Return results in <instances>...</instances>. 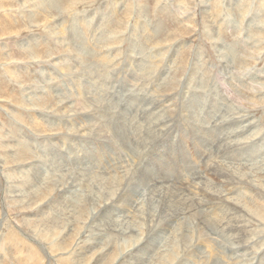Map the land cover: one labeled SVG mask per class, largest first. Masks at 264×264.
Instances as JSON below:
<instances>
[{"label": "rangeland", "instance_id": "1", "mask_svg": "<svg viewBox=\"0 0 264 264\" xmlns=\"http://www.w3.org/2000/svg\"><path fill=\"white\" fill-rule=\"evenodd\" d=\"M260 156L262 0H0V264H264Z\"/></svg>", "mask_w": 264, "mask_h": 264}, {"label": "clouds", "instance_id": "2", "mask_svg": "<svg viewBox=\"0 0 264 264\" xmlns=\"http://www.w3.org/2000/svg\"><path fill=\"white\" fill-rule=\"evenodd\" d=\"M262 3H264V0H262ZM193 122L195 124L201 126L202 128L208 129V130H210L212 132V135L210 136V140H211L212 146H209L208 148H206L204 153H206L208 150H212L213 152H216V153L219 154L218 151L214 150V146L217 145V144L219 145L220 149H224V148L235 146V145H229V144L225 143V140L220 135L221 133L218 134V135L215 134V128H213V127H205L202 124V122L197 121L195 119V117H194V121ZM172 123H173V118H170V119L166 120L164 122L163 128L157 127L154 130V133L148 137L147 144H145L144 142H140L139 147H141L143 149V151H142V154L139 155V160H140L139 169L144 165V163H145V161L147 159L148 153L153 148V145L156 143L157 140H159V139H161L162 137L165 136V134L171 128ZM124 129H125V117H124V128H123L124 139H123V141L117 139V141H118L117 146L119 148V152L121 153V155L124 154V151L133 152L134 153V149L137 146V141L135 139H133V140H131V142H129L127 136L125 135ZM260 157L264 158V156H260ZM256 158H252V159H256ZM195 166H196V161H195Z\"/></svg>", "mask_w": 264, "mask_h": 264}, {"label": "bare ground", "instance_id": "3", "mask_svg": "<svg viewBox=\"0 0 264 264\" xmlns=\"http://www.w3.org/2000/svg\"><path fill=\"white\" fill-rule=\"evenodd\" d=\"M256 22H257V21H256ZM229 48H230V47H229ZM232 48H233V47H232ZM234 49H235V48H234ZM227 53H228V52H227ZM227 63H228V62H227ZM227 65H228V64H227ZM234 67H235V66H234ZM201 69H202V68H201ZM256 71H257V70H256ZM196 77H197V76H196ZM223 80H224V79H223ZM184 94H185V93H184ZM216 99H217V98H216ZM201 101H202V100H201ZM201 104H202V103H201ZM205 105H206V104H205ZM242 105H243V104H242ZM211 109H213V108H211ZM107 110H108V109H107ZM191 113H192V112H191ZM194 114H195V113H194ZM226 114H227V113H226ZM213 116H214V114H213ZM213 116H212V118H214ZM223 116H224V115H223ZM228 116H229V115H228ZM170 117H171V116H170ZM242 117H243V116H242ZM197 119H198V118H197ZM206 119H207V118H206ZM208 119H209V118H208ZM210 119H211V118H210ZM210 119H209V120H210ZM214 119H215V118H214ZM222 119H223V118H222ZM116 121H117V120H116ZM186 121H187V120H186ZM186 121H185V122H186ZM210 121H211V120H210ZM210 121H209V122H210ZM213 121H214V120H213ZM112 122H113V121H112ZM225 123H227V122H225ZM108 124H109V123H108ZM121 124H122V123H121ZM203 124H204V123H203ZM208 124H209V123H208ZM237 124H238V121L234 124V126L236 127ZM251 124H252V123H251ZM217 126H218V125H217ZM153 128H154V127H153ZM156 128H157V127H156ZM227 129H228V128H227ZM227 129H225V130H227ZM85 130H86V129H85ZM153 130H154V129H153ZM223 130H224V129H223ZM228 130H229V129H228ZM151 132H152V131H151ZM208 132H209V131H208ZM227 133H228V132H227ZM229 133L232 134L233 132H232V131H229ZM229 133H228V134H229ZM199 134H200V133H199ZM223 134H224V133H223ZM225 134H226V133H225ZM225 134H224V135H225ZM250 136H251V135H250ZM91 137H92V136H91ZM198 139H199V138H198ZM203 140H204V139H203ZM225 140H226V139H225ZM225 143H226V142H225ZM71 145H72V144H71ZM234 145H235V144H234ZM86 151H87V150H86ZM254 153H255V152H254ZM254 153H253V151H252V152L249 153V154H254ZM232 154H233V153H232ZM36 156H37V155H36ZM89 156H90V155H89ZM249 156H250V155H249ZM249 156H248V157H249ZM251 156L253 157V155H251ZM261 158H262V157H261ZM129 159H130V158H129ZM251 159H252V158H251ZM132 160H133V159H132ZM129 163H130V162H129ZM230 164H231V163H230ZM132 165H133V164H132ZM100 166H101V165H100ZM50 168H51V167H50ZM105 171H106V170H105ZM66 173H67V172H66ZM153 175H154V174H153ZM107 177H108V176H107ZM227 177H228V176H227ZM147 178H148V177H147ZM108 179H109V178H108ZM108 179H107V180H108ZM131 179H132V178H131ZM144 179H145V178H144ZM134 180H135V179H134ZM144 181H145V180H144ZM152 181H153V179H152ZM233 181H234V180H233ZM88 182H89V181H88ZM147 182H148V181H147ZM89 183H90V182H89ZM160 183H161V182H160ZM65 184H66V183H65ZM141 184H142V183H141ZM146 184H147V183H146ZM151 184H152V183H151ZM200 184H201V183H200ZM220 184H221V183H220ZM129 185H130V184H129ZM202 185H203V184H202ZM138 187H139V186H138ZM143 187H144V186H143ZM164 187H165V186H163V188H164ZM195 187H196V186H195ZM77 188H78V187H77ZM123 188H124V187H123ZM157 188H158V187H157ZM132 189H133V188H132ZM140 189H141V188H140ZM142 189H143V188H142ZM142 189H141V190H142ZM179 189H180V188H179ZM144 190H146V189H144ZM196 190H197V189H196ZM101 191H102V190H101ZM105 191H106V190H105ZM135 191H136V190H135ZM71 192H72V191H71ZM173 192H174V191H173ZM179 192H180V191H179ZM201 192H202V191H201ZM136 193H138V190H137ZM205 193H206V192H205ZM105 194H106V193H105ZM127 194H128V193H127ZM168 194H169V193H168ZM124 195H125V193H124ZM106 196H107V195H106ZM136 196H137V195H136ZM143 196H144V195H143ZM165 196H167V195L165 194ZM178 196H179V195H178ZM109 198H110V197H109ZM153 198H154V197H153ZM180 199H181V198H180ZM180 202H181V201H180ZM120 203H121V201H120ZM234 206H235V205H234ZM167 207H168V206H167ZM174 207H175V206H174ZM184 207H185V206H184ZM245 207H246V206H245ZM160 208H161V207H160ZM186 208H187V207H186ZM186 208H185V209H186ZM189 208H190V207H189ZM187 209H188V208H187ZM161 210H162V209H161ZM173 210H174V209H173ZM204 210H205V209H204ZM174 211H175V210H174ZM182 211H183V210H182ZM189 211H190V209H189ZM189 211H188V212H189ZM177 212H178V211H177ZM166 213H167V211H166ZM168 213H169V212H168ZM170 213H171V212H170ZM178 213H179V212H178ZM192 213H193V211H192ZM169 215H170V214H169ZM171 215H172V214H171ZM180 215H181V214H180ZM173 216H174V214H173ZM178 216H179V215H178ZM175 218H176V217H175ZM156 219H157V218H156ZM168 221H169V220H168ZM171 221H172V220H171ZM175 221H176V220H175ZM180 221H181V219H180ZM169 222H170V221H169ZM173 222H174V221H173ZM173 222H171V225L173 224ZM113 223H114V222H113ZM165 223H166V222H165ZM165 223H164V224H165ZM166 224H167V223H166ZM204 224H206V223H204ZM114 225H115V224H114ZM114 225H113V226H114ZM160 225H162V224H160ZM183 225H184V224H183ZM139 226H140V225H139ZM209 227H210V226H209ZM236 228H238V227H236ZM238 229H239V228H238ZM108 230H109V229H108ZM120 231H121V230H120ZM165 232H166V231H165ZM160 234H161V233H160ZM161 235H163V234H161ZM161 237H162V236H161ZM187 237H188V236H187ZM162 238H163V237H162ZM164 238H165V237H164ZM180 239H181V238H180ZM212 239H213V238H212ZM157 240H158V239H157ZM162 240H163V239H162ZM154 241H155V240H154ZM250 241H251V240H250ZM153 243H154V242H153ZM257 243H258V242H257ZM143 244H144V243H143ZM149 245H150V244H149ZM152 245H153V244H152ZM136 249H137V248H136ZM212 249H213V247H212ZM163 250H164V249H163ZM183 250H184V249H183ZM137 255H138V254H137ZM152 256H153V255H152ZM162 256H163V255H162ZM164 256H165V255H164ZM142 257H143V256H142ZM256 260H257V259H256ZM114 261H115V260H114ZM215 261H216V260H215ZM126 262H127V261H126ZM132 262H133V261H132ZM121 263L123 264V262H121ZM160 263H161V262H160ZM218 263H219V262H218ZM124 264H125V263H124ZM129 264H130V263H129ZM205 264H206V263H205Z\"/></svg>", "mask_w": 264, "mask_h": 264}]
</instances>
